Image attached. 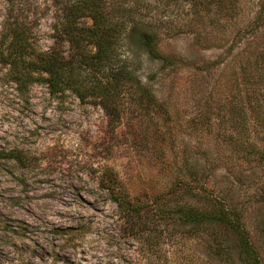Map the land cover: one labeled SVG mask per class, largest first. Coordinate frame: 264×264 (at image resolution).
Segmentation results:
<instances>
[{
	"label": "rangeland",
	"instance_id": "1",
	"mask_svg": "<svg viewBox=\"0 0 264 264\" xmlns=\"http://www.w3.org/2000/svg\"><path fill=\"white\" fill-rule=\"evenodd\" d=\"M65 1L0 0V151L20 156L0 159V264H246L229 227L158 212L145 238L131 235L122 194L238 212L264 264V158L250 153L264 126L250 122L249 146L229 112L243 72L264 67V0H105L125 26L102 71L123 66L154 97L127 90L111 112L17 79L2 56L16 22L35 51L54 45Z\"/></svg>",
	"mask_w": 264,
	"mask_h": 264
},
{
	"label": "trees",
	"instance_id": "2",
	"mask_svg": "<svg viewBox=\"0 0 264 264\" xmlns=\"http://www.w3.org/2000/svg\"><path fill=\"white\" fill-rule=\"evenodd\" d=\"M61 19L56 28V42L47 51H35L30 42V30L25 25L12 23L8 28L9 39L5 45L6 51L2 53L13 74L22 81L43 79L50 91L58 92L64 88L74 90L80 100L85 96L98 97L99 103L105 111L119 110V97L129 92L130 96L141 104L146 105L152 100L153 95L141 87L125 67H110L102 71L108 65L116 61V50L121 40V32L124 21L118 16L121 10L114 7L107 10L105 0H66L62 5ZM118 13V14H117ZM89 17V24H82L79 20ZM58 41L67 46L62 49ZM60 43V44H61ZM88 46L92 48L89 49ZM259 61L253 63L256 67L254 75L249 71L243 72L245 91H248L239 102L230 105L229 112L235 115V127L239 133L246 136L249 146L250 132L247 128L250 122L256 121L257 125L264 126V94L260 88L264 87V67L259 66ZM44 72L46 75H38ZM249 87V88H248ZM264 92V91H263ZM255 118V120H254ZM252 120V121H251ZM264 139V135L261 136ZM250 153L264 158V149L250 147ZM6 157L19 158L13 151L4 153L0 151V159ZM121 210L123 218L128 221L131 235L143 237V226L146 223L156 221L157 213L174 216L182 224L198 226L221 225L229 227L237 236L239 256L246 264H263L257 251L251 244L247 231L242 224L240 214L227 210L223 205L210 211H202L180 203L169 205V197L162 196L151 200L131 201L126 195L113 197ZM171 218V217H170ZM154 234L150 233L148 240L152 245Z\"/></svg>",
	"mask_w": 264,
	"mask_h": 264
}]
</instances>
